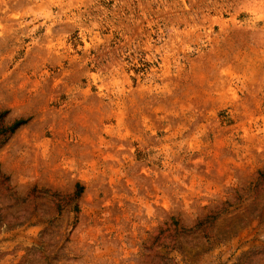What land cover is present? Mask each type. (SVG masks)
I'll list each match as a JSON object with an SVG mask.
<instances>
[{"label":"rangeland","instance_id":"1","mask_svg":"<svg viewBox=\"0 0 264 264\" xmlns=\"http://www.w3.org/2000/svg\"><path fill=\"white\" fill-rule=\"evenodd\" d=\"M2 111L0 264H264V0H0Z\"/></svg>","mask_w":264,"mask_h":264},{"label":"trees","instance_id":"2","mask_svg":"<svg viewBox=\"0 0 264 264\" xmlns=\"http://www.w3.org/2000/svg\"><path fill=\"white\" fill-rule=\"evenodd\" d=\"M5 115H6L5 111L0 112V137H4V139L0 142V144H3L10 135H12L19 127L25 125V123L27 122L26 120L19 119V120L14 121L10 125H4L3 119ZM259 176H260V179H264V173H260ZM81 190H82L81 187L78 186L77 191L75 195L72 197V199H76L80 195ZM73 211L75 213L78 212V207L76 205L73 207ZM208 219H205L204 221L199 222L195 226V228L196 229L201 228L205 224L206 221L209 222ZM214 220H215V217H212L210 222H213ZM180 233H183V232H180Z\"/></svg>","mask_w":264,"mask_h":264}]
</instances>
